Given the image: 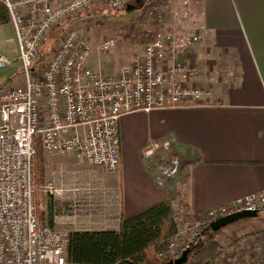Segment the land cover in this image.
<instances>
[{"label": "built area", "instance_id": "obj_1", "mask_svg": "<svg viewBox=\"0 0 264 264\" xmlns=\"http://www.w3.org/2000/svg\"><path fill=\"white\" fill-rule=\"evenodd\" d=\"M126 0H0L18 44L16 57L0 55V69L20 66L21 84L0 89V264H72L66 260L67 231L38 223L33 205L32 160L34 139L43 154H81L90 166L115 172L120 166L119 121L123 114L141 110L202 104L211 97L208 87L194 80L200 68L194 56L164 27L163 15L144 44L139 60L123 64L117 74L95 70L89 63L92 47L72 29H54L68 18L94 6L117 10ZM148 15L160 10L147 0ZM200 26L190 41H199ZM113 37L97 45L99 53L115 47ZM48 47V48H47ZM46 52V55H45ZM43 59L39 60V56ZM141 154L156 169V184L176 176L179 158L169 140L146 144ZM42 192L64 201L68 190L46 182ZM74 207L75 199L72 200ZM75 208V207H74ZM73 209V208H72ZM221 216L241 210H264V192L221 206ZM184 230L163 241L158 261H168L189 250L200 233V223L185 213ZM184 235V237H182Z\"/></svg>", "mask_w": 264, "mask_h": 264}, {"label": "crops", "instance_id": "obj_2", "mask_svg": "<svg viewBox=\"0 0 264 264\" xmlns=\"http://www.w3.org/2000/svg\"><path fill=\"white\" fill-rule=\"evenodd\" d=\"M237 6L231 0H202L198 6L204 29L195 43L198 52H188L200 68L194 81L211 91L207 102L123 114L115 172L90 166L78 153L44 154L45 183L76 191L64 201L43 194L41 207L52 228L118 229L123 217L161 201L173 204V192L195 212L264 192V0ZM202 61L213 72L218 66L214 78L206 76ZM159 139L171 142L180 162L163 186L141 154Z\"/></svg>", "mask_w": 264, "mask_h": 264}, {"label": "rangeland", "instance_id": "obj_3", "mask_svg": "<svg viewBox=\"0 0 264 264\" xmlns=\"http://www.w3.org/2000/svg\"><path fill=\"white\" fill-rule=\"evenodd\" d=\"M146 1L126 0V5L117 10L96 5L90 10H86L67 20L64 27L68 25L69 29L79 32L80 35L88 40L92 47L89 63L95 70L115 75L123 64L140 59L145 44L142 42V38L146 40L147 36L150 33L153 35L156 29V27H153L152 21L138 18L140 16L138 9ZM238 1V4L242 6L248 0ZM166 3L162 11L164 27L170 28L174 32L177 39H179L178 44H182L183 48L192 53H197V46L190 41V38L197 33L202 21L201 12L198 10L199 3L195 5L192 0H170ZM231 3L235 6L238 5L236 0H231ZM129 6L130 10H128ZM131 23L141 29L131 28ZM141 31H143V34ZM105 37H113L116 40L115 47L108 52L99 53L96 47ZM50 43H48V47ZM17 54L18 44L13 27L8 23L0 24V55L16 57ZM197 61L201 62L199 58H197ZM202 63L204 68L206 66L205 70L208 78L210 76L214 78V72L216 74L220 70L216 65L213 72V67H210L209 62L202 61ZM224 63L222 62L223 68L221 72L224 71ZM207 64L209 65L208 67ZM22 78L20 66L18 65L9 70L0 69V89L21 84ZM172 197L176 225L178 230H184L183 220L185 219L186 210L180 206L178 194L173 192ZM236 251L239 252V255H242V257L238 258L240 262L264 264V210L255 218L241 219L227 225L224 230L207 244L204 254L200 255L197 262L201 264L219 253L216 261L212 264H222L223 262L225 264H235L236 258H232L231 254ZM155 258L157 259L156 256Z\"/></svg>", "mask_w": 264, "mask_h": 264}, {"label": "trees", "instance_id": "obj_4", "mask_svg": "<svg viewBox=\"0 0 264 264\" xmlns=\"http://www.w3.org/2000/svg\"><path fill=\"white\" fill-rule=\"evenodd\" d=\"M168 1L170 0H153V5L160 11L154 12L151 17L148 15V5H146V2L143 3L138 9L140 13L138 18L152 21L153 27H157L155 19L159 16V13L161 15V12L164 10V4H167L166 2ZM192 1L197 5L196 3L200 4L202 0ZM92 7L83 10L67 20L74 18L86 10H90ZM67 20L54 29L56 34L63 29L70 28L68 25L64 27ZM8 21V15L5 9L0 6V23H7ZM134 23H131L130 27H136L138 29L139 27ZM54 32L49 40L51 43L48 42L50 46L55 42L56 35ZM141 33L143 34V31ZM152 37L153 35L150 33L146 40L142 38V42L146 43ZM43 55L41 54L39 56V60L44 58ZM33 145L35 148V154L32 160L34 213L38 223L46 224L52 228L51 224L49 222L47 223V215L41 207L43 199L42 187L45 184V163L41 141L38 135H36ZM180 203V206L186 210V213L191 214L200 223V233L189 249L190 254L186 262V264H198L197 260L201 254H204L207 244L224 230L226 226L217 232H213L210 227L213 220L222 217L218 213V209L206 212H195L185 200H182ZM176 232L177 225L174 218L173 204L170 200L161 201L130 216L123 217L120 220L118 229L67 231L68 244L66 247V260L72 264H163L166 261H158L155 258V253L163 248L164 245L162 242L172 237ZM217 255L219 253L213 255L201 264H212L216 261ZM231 257L236 258L235 264H248V262H240L238 258L242 257V255H239L238 251L231 254ZM222 264H225V262Z\"/></svg>", "mask_w": 264, "mask_h": 264}, {"label": "water", "instance_id": "obj_5", "mask_svg": "<svg viewBox=\"0 0 264 264\" xmlns=\"http://www.w3.org/2000/svg\"><path fill=\"white\" fill-rule=\"evenodd\" d=\"M130 6L128 7V10H130ZM258 216V213L255 211H248V210H241L238 212L230 213L227 215H224L220 218H217L213 220L210 224V227L213 232H217L223 227L234 223L236 221H239L241 219H246V218H255ZM190 251L185 250L183 251L178 257L175 259L168 260L164 262L163 264H186L188 257H189Z\"/></svg>", "mask_w": 264, "mask_h": 264}]
</instances>
